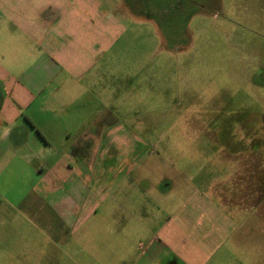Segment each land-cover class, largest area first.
<instances>
[{
    "label": "rangeland",
    "instance_id": "rangeland-1",
    "mask_svg": "<svg viewBox=\"0 0 264 264\" xmlns=\"http://www.w3.org/2000/svg\"><path fill=\"white\" fill-rule=\"evenodd\" d=\"M90 1L114 15L118 27L99 65L107 77L85 102L110 107L119 128L111 150L107 145H97L93 154L86 150L85 173H93L84 175L86 188L95 185L96 172L104 175L102 185L118 174L119 185L133 182L146 189L143 196L136 193L146 208L173 212L198 191L231 216L241 188L245 194L235 199L246 220L241 233L224 240L209 264H264V0ZM127 132L133 142L126 141ZM113 150L117 158L108 157ZM237 156L235 167L251 176L232 186L226 179ZM68 174L71 182L54 194L40 191L41 175L33 170L11 168L0 176V264L8 261L4 250L16 257L18 244L40 251L38 260L26 264H70L62 240L41 242L39 236L49 227L39 218H52L50 203L68 200L73 180ZM105 204L78 233L109 230L96 220ZM49 222L48 234L63 231L59 220ZM100 239L86 241L79 264H90L89 257L100 252L106 264L122 263L105 255L127 245L113 247L109 238Z\"/></svg>",
    "mask_w": 264,
    "mask_h": 264
},
{
    "label": "crops",
    "instance_id": "crops-1",
    "mask_svg": "<svg viewBox=\"0 0 264 264\" xmlns=\"http://www.w3.org/2000/svg\"><path fill=\"white\" fill-rule=\"evenodd\" d=\"M117 27L114 15L90 0H0V91L4 95L0 161L5 160L0 162V176L11 168L30 169L41 175L40 191L54 194L71 182L66 179L68 173L72 175L68 200H53L52 218H39L49 225L39 233L41 242H53V237L62 240L70 264H79L86 241L100 238H109L113 247L127 245L125 250L114 249L105 255L107 261L109 257L121 264H209L224 240L241 233V223L246 221L241 220L242 207L237 201L241 188L234 199L239 206L231 216L213 197L198 191L186 196L173 212L165 206L163 210L157 205L146 208L136 194L143 196L146 189L133 182L119 185L118 174L109 179V185H102L104 175L96 172L95 185L85 186L86 150L93 154L101 148L97 145L111 150L119 128L110 107L85 102L86 94L94 93L102 76L107 77L99 65L112 50ZM126 135L127 142L135 140L131 132ZM9 142L12 147L4 148ZM27 143L31 146L24 149ZM87 145L91 147L87 149ZM117 155L114 151L108 157ZM37 158L42 161L35 166L32 162ZM238 158H233L234 167L240 164ZM240 168L235 167L227 176L229 185L251 176L242 174ZM91 174L88 171L86 175ZM34 188L35 184L29 189ZM86 190L88 194L83 196ZM104 203L96 220L109 224V230L78 233L87 217L97 215V208ZM55 220L63 231L48 234L49 221ZM134 240L141 247L146 243L144 252ZM34 244L39 245L37 241ZM20 245L16 257L3 251L8 257L6 264H26L40 252H33L28 244ZM100 253L89 257L90 264H106Z\"/></svg>",
    "mask_w": 264,
    "mask_h": 264
},
{
    "label": "trees",
    "instance_id": "trees-1",
    "mask_svg": "<svg viewBox=\"0 0 264 264\" xmlns=\"http://www.w3.org/2000/svg\"><path fill=\"white\" fill-rule=\"evenodd\" d=\"M3 100H4V95H3V93L0 91V110H1V107H2V104H3Z\"/></svg>",
    "mask_w": 264,
    "mask_h": 264
}]
</instances>
